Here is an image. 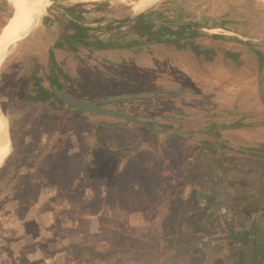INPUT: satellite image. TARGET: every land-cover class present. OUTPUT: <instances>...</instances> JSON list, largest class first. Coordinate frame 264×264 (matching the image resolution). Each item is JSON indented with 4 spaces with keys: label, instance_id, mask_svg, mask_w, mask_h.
Here are the masks:
<instances>
[{
    "label": "rangeland",
    "instance_id": "obj_1",
    "mask_svg": "<svg viewBox=\"0 0 264 264\" xmlns=\"http://www.w3.org/2000/svg\"><path fill=\"white\" fill-rule=\"evenodd\" d=\"M162 1L135 12L128 4L131 0H48L38 27L9 49L0 66V112L11 136L0 161V264H105L107 256L116 260V239L134 237V233L137 238L151 236V243L133 242L131 252L143 255L132 258L130 264H224L222 251L213 250L220 253L217 256L202 247L198 253L188 239L183 240L188 230L181 221L187 216L175 210L192 204L190 187L195 177L183 171L178 160L188 157L190 170L192 157L198 158L201 192L195 201L201 203L202 212L195 213L194 220L217 223L220 214L212 210L210 198L217 188L209 181L208 171H219L220 158L224 161L226 154L232 153L216 145L222 141H264V127L255 126L264 122V0ZM58 4L88 6L97 9V15L132 17V21L86 35L59 17L50 18ZM148 9L154 10L149 23L136 21ZM163 11L180 24L196 23L184 37L201 36L190 37L183 44L153 40L146 47L138 44L141 36V41L149 40L152 30L163 33L164 40H168L164 32L174 33L164 17H158ZM15 18L11 4L0 0V42L8 37ZM224 21L231 22H225L226 29L207 27ZM99 36L106 40L116 37L103 46L124 49L116 63H110L114 61L111 53L96 50L101 45ZM223 36L227 39H221ZM131 43L137 46L125 48ZM56 87L81 100L100 98V106L123 111L150 126L143 129L119 118L76 112L59 103ZM137 93H153L154 97L105 101L108 96ZM44 95L50 101H38ZM205 113H211L209 120L220 126L218 131L179 137L154 130L155 126L188 128L191 122L180 127L177 117L191 116L197 121L196 116ZM236 121L243 131L229 127ZM120 125L124 127H117ZM193 141L200 143L196 150L191 148ZM207 141L218 144L208 147ZM135 146V157L140 158L145 171L134 176L133 184L128 175L116 178V154L131 157ZM233 151L238 152L233 153L238 161L240 152L252 150ZM150 171L155 173L154 181L146 179ZM129 182L140 192L136 202L132 197H116V189ZM5 189L10 191L3 194ZM122 204L125 210L138 211L142 218L137 221L147 219L153 228H124L128 213L116 228V208ZM40 208L56 212V244L33 243L41 240L44 222L48 223L40 218ZM34 224L41 227L39 231L32 230ZM129 246L124 242L118 245L117 254L126 256ZM34 247L35 260L29 255ZM145 252L149 254L146 261Z\"/></svg>",
    "mask_w": 264,
    "mask_h": 264
},
{
    "label": "crops",
    "instance_id": "obj_2",
    "mask_svg": "<svg viewBox=\"0 0 264 264\" xmlns=\"http://www.w3.org/2000/svg\"><path fill=\"white\" fill-rule=\"evenodd\" d=\"M59 6H54L53 9L50 11V18L53 17H59L60 20L64 21L67 25H70L73 29L82 30L85 31L86 35H89L90 33H97L101 34L100 31H104V26H115L116 27V20H121L125 18H110L107 15L101 14L97 15L95 12V9L89 8L88 6H74L75 4H70L68 6L62 7L60 4ZM132 17L126 18L131 20ZM113 27V31H116V28ZM116 34V33H115ZM114 34V35H115ZM102 37L99 36V41H101V45H99L96 50H100V52L104 53H111L110 56L114 58V61H110V63L114 64L116 63V56L119 57L122 55V47L120 48L119 45H116L113 49L109 47H105L102 44L103 42H110V41H116V37L114 39H101ZM111 43V42H110ZM109 43V44H110ZM132 43L129 47H125L128 49L131 48ZM133 46V45H132ZM116 48V49H115ZM110 49V50H108ZM121 52V53H120ZM112 53L114 55H112ZM120 53V54H119ZM255 53V52H252ZM256 54V53H255ZM114 76L113 78H116ZM140 94V93H137ZM134 94V95H137ZM125 95V94H122ZM122 95H116V96H122ZM127 95V94H126ZM129 95V94H128ZM116 96H108L105 98L106 102H116L119 100H110V98H115ZM154 95L146 97V98H152ZM100 98L92 99V101H98L100 102ZM78 111V110H77ZM80 112V111H79ZM123 112V111H122ZM85 113V112H81ZM125 113V112H124ZM85 114H91V113H85ZM99 115V114H98ZM130 115V114H129ZM2 116V115H1ZM133 116V115H132ZM112 117V116H111ZM134 117V116H133ZM191 116H181L180 118L177 117V122H179V126L183 127L181 125H185L186 122H191L190 127L188 128H178L176 130L171 129H165L163 126H155L154 130L156 132H164L170 135L171 133H175L179 137L186 136V134H195V133H209L212 134L215 131H218L220 129V126L214 124V120L211 118V113L202 115L198 114L199 120H191ZM116 118V117H115ZM136 118V117H135ZM170 117H168L169 119ZM232 121V116L229 117ZM120 119V118H119ZM138 119V118H136ZM202 119H205L202 120ZM123 121L127 123H133L137 127L145 128L150 126L149 122L146 121L145 125L136 124L134 122L127 121L125 119H122ZM193 121V123H192ZM145 122V121H144ZM206 122L207 124H204ZM237 124H230L229 127L234 128L236 130H241L243 125H240L239 121ZM128 125V124H127ZM248 127V125H245ZM244 126V127H245ZM256 127H264V122L257 123L255 125ZM117 127H124L122 125ZM125 129V128H124ZM243 131V130H241ZM131 138H135V135H130ZM9 143V142H8ZM208 147L211 145L218 144L217 142L213 141H207ZM192 149L196 150L200 146L199 142H191ZM220 146L216 145L218 148L225 149L226 153L230 152L232 154H226V157L224 161L220 158V165L221 167L216 169L215 173L212 174L209 173V181L212 183H215L216 185V194H211L210 198L213 200V211L215 214H220V218L217 223H211V222H202L201 218H198L194 220L195 213H201L202 207L201 203L199 201H195L197 199V196H200V168L198 165L201 166V163L198 164V158L195 156L192 157V166L190 170L187 168V164L189 162L188 157H181L180 164L183 165V171H189L192 174V186L190 187V190L192 191L194 197L192 200V204L186 206V207H177V210H175V213L179 215L182 211L186 213V221H183L182 219V225L184 228L188 230V232L183 233V240L186 241L188 239V243L190 246H193L192 248L196 247V249H199L197 251L200 253L204 247V251L208 253L209 251H212L214 253H217L215 255L219 256L220 253L214 252V251H222L220 254V259L222 258L223 261H221L224 264H264V141H258V142H250L248 140L244 141H236V142H230V141H222L219 142ZM138 146L132 147V153L131 157H121L117 156L116 154V178L117 175H119V178L121 175H128L130 178L128 180L133 181V184L136 181L134 177L136 174H140L141 172L145 171L144 167L140 165V158L135 157L136 151L134 148H137ZM141 147V146H140ZM130 148V147H129ZM243 148L246 150H252L251 152L245 151L240 152L239 155L240 160H236L233 156L234 152L233 149ZM258 150V151H257ZM263 150V151H261ZM135 158V159H134ZM169 159V158H166ZM166 162H169L165 160ZM190 163V162H189ZM155 173L153 171L149 172V177L146 179L150 181H154L156 178H154ZM161 180V179H160ZM189 180V178H187ZM130 181V182H131ZM130 182L127 185V187L120 189H116V197L117 198H125L131 197L133 198V201L136 202L137 197V191L136 188H132L130 186ZM132 184V182H131ZM130 191L127 192V190ZM133 191H136V193L133 194ZM140 193V192H139ZM140 196V195H139ZM138 196V197H139ZM132 201V202H133ZM129 202H131L129 200ZM196 203V204H195ZM35 207L36 203H33ZM119 205V204H118ZM116 208V214H119V216H116V228L119 227L118 222L119 220H123L124 218H127L125 214H129V221H125V227L132 230H147L152 229L153 226H151L147 221L140 222L137 221L138 218H142L140 215H138V211L131 210V207H129V210H125L124 206L125 204H122V206H118ZM130 205V204H128ZM66 206V204H64ZM49 207H51L49 205ZM120 207V208H119ZM65 209V208H64ZM248 212L250 215H246L245 213ZM56 212L53 211L52 208L44 209L38 212L40 214V218L47 219L48 223L44 222L43 226V236H39L41 240L38 242L34 241V245L36 244H56L55 234V226L54 221H56L57 217L54 216ZM232 217V219H230ZM176 218V217H175ZM184 218V217H183ZM57 222V221H56ZM176 222H179L177 219ZM186 222V223H184ZM152 223V222H151ZM203 223V224H202ZM62 226V224H61ZM180 226V224H179ZM23 228V227H21ZM32 230H40L41 227L37 226V224L33 227H31ZM123 228V229H124ZM211 235L210 237L208 235ZM187 238L184 239V237ZM191 236V238H189ZM121 239V240H118ZM138 242H150L151 243V236H146L144 238H137L135 237H119L116 239V260H110L111 256L105 257V262L109 263L111 261H116V264H130L131 261L134 259H140V257L143 255V253L136 254V252H131L132 244H136ZM126 243L129 246L128 253H126V256L121 257L120 254H117L120 249H118V245L122 243ZM134 242V243H133ZM168 244V243H167ZM169 245V244H168ZM218 246V247H216ZM209 247V248H206ZM201 249V250H200ZM214 250V251H213ZM37 249L34 247L29 252L30 256H33V259L35 260L37 258ZM178 251V250H177ZM180 251V250H179ZM182 253L185 252V249L182 248ZM196 253L195 255H198ZM174 255V254H171ZM149 257V254L146 252L144 253V260L146 261ZM164 257V255H162ZM56 258V255L54 256ZM66 258V257H65ZM64 258V259H65ZM105 263V264H106ZM181 264V263H180Z\"/></svg>",
    "mask_w": 264,
    "mask_h": 264
},
{
    "label": "bare ground",
    "instance_id": "obj_3",
    "mask_svg": "<svg viewBox=\"0 0 264 264\" xmlns=\"http://www.w3.org/2000/svg\"><path fill=\"white\" fill-rule=\"evenodd\" d=\"M7 1L11 4L16 18L9 31L8 37L4 41L0 42V66L8 55L9 49L26 37L35 27H38L37 25L44 15L45 8L48 5V0ZM156 1L158 0H131L128 4L131 6L133 11L142 12L152 6ZM8 142L6 123L0 112V161L6 154V150L9 145Z\"/></svg>",
    "mask_w": 264,
    "mask_h": 264
},
{
    "label": "trees",
    "instance_id": "obj_4",
    "mask_svg": "<svg viewBox=\"0 0 264 264\" xmlns=\"http://www.w3.org/2000/svg\"><path fill=\"white\" fill-rule=\"evenodd\" d=\"M167 0H163L162 2H163V4L166 2ZM158 11V10H157ZM168 12H165V11H163V12H159V18L162 16V17H164V20H166V22L167 23H169V24H165L168 28H171V29H174V33H171V34H169V33H166V32H164L165 34V36L168 38V40L166 39V40H164L163 38H161L162 36H161V34H163V33H157V31L156 32H154L153 30H152V32H151V34L149 35V40H145V41H141V39H142V36L141 37H139L140 38V40L138 41V44H140L141 46H143V47H146V46H148L149 45V42L150 41H152V42H155V43H159V42H164V41H167V43H181V44H183V43H185V42H187V41H189L192 37L193 38H195L197 35L199 36H201V34H197L196 36H194V35H192V36H183V35H186L189 31H188V29H192V27H196L195 26V22L193 23V22H183V23H178L177 22V19H175L174 17H172V16H168V14H167ZM154 14V10L153 9H148V10H146L145 12H143V13H141V14H139L137 17H136V21H143V22H147V23H149V20L152 18V15ZM132 21V19L131 20H129V19H121V20H116V25L118 24V25H120V24H127V23H130ZM231 23V22H227V21H224V22H221V23H219L218 25H216V26H207L208 28H228V25L226 24V23ZM200 27V26H199ZM159 30V29H158ZM199 36V37H200ZM191 37V38H190ZM138 38V37H137ZM221 39H227L225 36H223ZM239 43H241V41L239 42ZM245 43V42H244ZM137 44V43H136ZM246 44V43H245ZM247 45V44H246ZM133 46H137V45H134L133 44ZM205 53V52H204ZM207 53V52H206ZM35 82H37V80H35ZM48 100V97H46L45 95L44 96H42V98L41 99H39L38 101H41V102H45V101H47ZM64 103V102H63ZM49 105H52V106H54V104L53 103H51L50 102V104ZM67 107H69L70 109H73L74 111H76V112H79V111H77L76 109H74V108H72L71 106H69V105H67V104H65ZM9 142H10V144H11V136H9ZM1 186V185H0ZM6 191H3V194L4 193H6L7 191H10L9 189H5ZM0 193H2V192H0ZM144 221H147V223H149V220H147V219H145ZM147 230H149V229H147Z\"/></svg>",
    "mask_w": 264,
    "mask_h": 264
},
{
    "label": "water",
    "instance_id": "obj_5",
    "mask_svg": "<svg viewBox=\"0 0 264 264\" xmlns=\"http://www.w3.org/2000/svg\"><path fill=\"white\" fill-rule=\"evenodd\" d=\"M57 1H62V0H57ZM74 1H84V0H74ZM254 56H255V54H254ZM55 94L61 101H63L67 105L71 106L72 108H74L80 112L112 116V117H116V118H120V119H125L127 121L134 122V123L140 124V125L146 124V122L139 120V119H136L132 115L126 114L122 111L102 107V106H100L98 101L81 100V99H78V98L74 97L73 95H71L67 92H64L62 90H59V89L55 90ZM152 95H154V94L153 93H140L137 95H122V96H116L115 98L114 97L110 98V100H127V99H133V98L141 99V98L149 97ZM0 111H1V109H0ZM6 129H7V137L9 140L7 120H6Z\"/></svg>",
    "mask_w": 264,
    "mask_h": 264
},
{
    "label": "flooded vegetation",
    "instance_id": "obj_6",
    "mask_svg": "<svg viewBox=\"0 0 264 264\" xmlns=\"http://www.w3.org/2000/svg\"><path fill=\"white\" fill-rule=\"evenodd\" d=\"M83 46V45H82ZM56 89H59L58 87H56L55 88V90ZM59 90H62V89H59ZM62 91H64V90H62ZM55 92V91H54ZM64 92H66V91H64ZM68 93V92H67ZM57 97V96H56ZM57 99L59 100V103H61V104H66V103H63V101H61L58 97H57ZM48 101H50V98L46 101V102H48ZM54 104V103H53Z\"/></svg>",
    "mask_w": 264,
    "mask_h": 264
}]
</instances>
